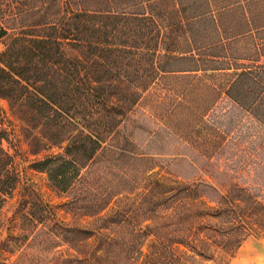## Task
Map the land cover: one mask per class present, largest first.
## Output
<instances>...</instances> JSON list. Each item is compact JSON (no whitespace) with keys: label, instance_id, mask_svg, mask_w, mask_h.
Returning <instances> with one entry per match:
<instances>
[{"label":"rangeland","instance_id":"rangeland-1","mask_svg":"<svg viewBox=\"0 0 264 264\" xmlns=\"http://www.w3.org/2000/svg\"><path fill=\"white\" fill-rule=\"evenodd\" d=\"M67 8L151 15L164 70L67 191L32 166L43 155L14 116L18 148L3 144L21 178L2 209L0 238L17 237L6 262L264 264V125L225 93L233 66L264 50V0H0L8 31L0 51L20 29ZM191 54L208 68L177 70ZM8 104L0 97V114ZM22 194L49 208L26 236L16 216Z\"/></svg>","mask_w":264,"mask_h":264},{"label":"trees","instance_id":"trees-1","mask_svg":"<svg viewBox=\"0 0 264 264\" xmlns=\"http://www.w3.org/2000/svg\"><path fill=\"white\" fill-rule=\"evenodd\" d=\"M7 33L0 24V38ZM159 37L160 27L149 14L84 8L64 9L54 20L10 36L0 51V97L9 103V112L0 114V231L2 209L21 178L15 154L3 144L6 140L18 148L14 116L24 121L30 147L43 155L32 166L67 191L148 81L164 70L156 60ZM258 55L233 66L235 77L225 93L264 125V50ZM180 57L193 62L177 70L208 68L207 60L194 54ZM52 146L60 150L44 152ZM47 206L33 195L18 198L20 235L45 221ZM14 238H0V264H9L5 253Z\"/></svg>","mask_w":264,"mask_h":264}]
</instances>
